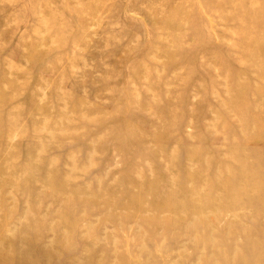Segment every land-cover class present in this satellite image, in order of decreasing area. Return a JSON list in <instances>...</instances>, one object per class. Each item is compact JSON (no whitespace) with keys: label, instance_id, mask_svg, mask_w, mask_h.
Segmentation results:
<instances>
[{"label":"rangeland","instance_id":"1","mask_svg":"<svg viewBox=\"0 0 264 264\" xmlns=\"http://www.w3.org/2000/svg\"><path fill=\"white\" fill-rule=\"evenodd\" d=\"M263 37L264 0H0V264L220 263L169 195L224 183L264 264Z\"/></svg>","mask_w":264,"mask_h":264},{"label":"bare ground","instance_id":"2","mask_svg":"<svg viewBox=\"0 0 264 264\" xmlns=\"http://www.w3.org/2000/svg\"><path fill=\"white\" fill-rule=\"evenodd\" d=\"M252 18L255 19L256 23L258 22L260 24L262 22L261 19H259L260 15H257V13L255 16H252ZM263 40H264V37L262 39H259V41H262L264 43ZM258 48H260V50L262 49V52H264V45L262 47L259 46ZM256 60H258V59H256ZM240 161H241V166L245 167L246 165L244 163L243 158H241ZM193 175H195V174H193ZM246 175H248L250 177H254L255 174H253L252 171L250 170ZM194 179H192V180H194ZM194 183H198V182L194 181ZM255 187H257V185ZM249 189H250L249 184H247V185L239 184L237 186L228 187L227 184L224 183L222 186V189L220 190L221 197L210 198V196L208 195V196H206V198H205L206 200H204L203 203H201L199 205H194L192 208L189 205L187 206V205H184L181 203V199L179 198L180 195H178V194L169 195L171 197V200L176 201V204H175L176 207L179 206V209H177V212H179L183 216V218L177 219L179 222L175 221V223H177L175 226H177L179 229L185 230L186 232H189V230L194 229L195 230L194 237L196 236L197 238L198 237L201 238L202 243L209 250H211V249L213 250L217 246L222 245L223 242L229 243L228 244V248H229L228 253L224 254L220 257L221 258L220 263L217 260H212L208 257H205L204 264H230L231 259L229 258V255L231 253L234 254L233 255V257L235 258L234 261H236V263H234V264H261L263 256L261 255V252H259L258 248L257 247H249V248H241L240 247V248H238L235 244H233V242H231V239H229L230 237H227V236H229V228L228 227H224V229L221 230L220 235H219V239L216 240V242L214 241L213 237L210 234V230L215 229L214 226H215L216 222L218 221V217L221 215V212L228 211V212L234 213L235 215L237 214L235 209L237 208L236 205L238 204V201H239L238 198L241 197L243 194H245L247 192V190L250 191ZM190 192L194 193V192H196V190L192 189V190H190ZM165 196H166V194L162 193L160 196V199L165 201V199H166ZM137 200L142 201V195H140V198H137ZM161 204H160V206H161ZM160 206L155 203V205L153 207L156 211L167 209V208L160 207ZM137 212L142 213V215H143V208H138ZM207 212L212 213L213 217L208 221H203L201 223H198V225L193 227V228H191L189 226L190 224L186 225V223H182V220L185 217L189 218V217L194 216V217L199 218L198 216H202L203 214H205ZM196 214H199V215H196ZM204 218L206 219V217H204ZM142 224L144 226V220H143ZM256 233H258V232H256ZM39 239H40V237H38L36 239L34 246H36V245L40 246L41 245L42 239L40 240V242H39ZM26 249H28V250H26ZM11 252H13L12 254H15V255L9 254L10 256H7L6 259L8 260L11 257L18 258L19 264H28L29 260L31 261L30 257L32 258V260L34 258V255L32 253V249H29L28 247L25 248L24 246H19V247H16V249L11 251ZM8 253H9V251H8ZM46 253L48 255V252H46ZM46 253L44 252L41 255H38L37 257L45 258ZM232 263H233V261H232ZM29 264H32V263L30 262Z\"/></svg>","mask_w":264,"mask_h":264}]
</instances>
